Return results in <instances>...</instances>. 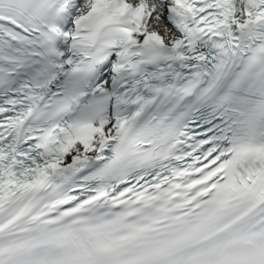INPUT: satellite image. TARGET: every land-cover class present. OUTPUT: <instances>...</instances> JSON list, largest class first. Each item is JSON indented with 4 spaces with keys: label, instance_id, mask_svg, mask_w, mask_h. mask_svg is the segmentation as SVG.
<instances>
[{
    "label": "snow or ice",
    "instance_id": "snow-or-ice-1",
    "mask_svg": "<svg viewBox=\"0 0 264 264\" xmlns=\"http://www.w3.org/2000/svg\"><path fill=\"white\" fill-rule=\"evenodd\" d=\"M0 264H264V0H0Z\"/></svg>",
    "mask_w": 264,
    "mask_h": 264
}]
</instances>
